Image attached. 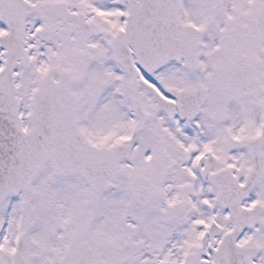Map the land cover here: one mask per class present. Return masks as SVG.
Segmentation results:
<instances>
[{"label":"snow or ice","instance_id":"6c2138e0","mask_svg":"<svg viewBox=\"0 0 264 264\" xmlns=\"http://www.w3.org/2000/svg\"><path fill=\"white\" fill-rule=\"evenodd\" d=\"M0 264H264V0H0Z\"/></svg>","mask_w":264,"mask_h":264}]
</instances>
